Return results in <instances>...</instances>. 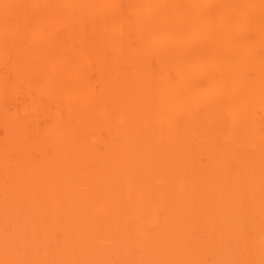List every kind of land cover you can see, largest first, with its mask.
<instances>
[{
	"label": "bare ground",
	"instance_id": "6f19581e",
	"mask_svg": "<svg viewBox=\"0 0 264 264\" xmlns=\"http://www.w3.org/2000/svg\"><path fill=\"white\" fill-rule=\"evenodd\" d=\"M3 2L0 261L261 264V0Z\"/></svg>",
	"mask_w": 264,
	"mask_h": 264
},
{
	"label": "snow or ice",
	"instance_id": "6c2138e0",
	"mask_svg": "<svg viewBox=\"0 0 264 264\" xmlns=\"http://www.w3.org/2000/svg\"><path fill=\"white\" fill-rule=\"evenodd\" d=\"M41 7L40 5H29V4H11L3 2L0 0V9L3 10L2 23L4 27L5 37L7 39L8 35L19 27L20 15L19 11L25 14V19L30 22L31 17L28 13L30 9H37ZM261 41L264 45V0H261ZM19 10V11H18ZM28 26V25H26ZM253 33H249L250 38L253 37ZM262 52H264V46H262ZM262 70H264V58H262ZM249 76L253 75V71L249 69ZM23 78V77H21ZM262 204H264V191H262ZM7 227V226H6ZM262 251H264V242H262ZM0 264H46V262L39 261H28V260H2ZM64 264H115L113 261H71L64 262ZM119 264H199V262H181V261H121ZM216 264H252L251 261H237V260H223L218 261ZM264 264V260L261 261Z\"/></svg>",
	"mask_w": 264,
	"mask_h": 264
}]
</instances>
